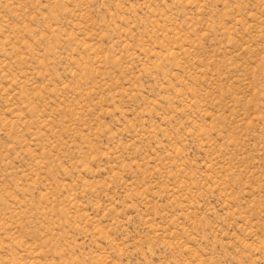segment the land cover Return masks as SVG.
<instances>
[{"label":"rangeland","instance_id":"374dc122","mask_svg":"<svg viewBox=\"0 0 264 264\" xmlns=\"http://www.w3.org/2000/svg\"><path fill=\"white\" fill-rule=\"evenodd\" d=\"M0 264H264V0H0Z\"/></svg>","mask_w":264,"mask_h":264}]
</instances>
